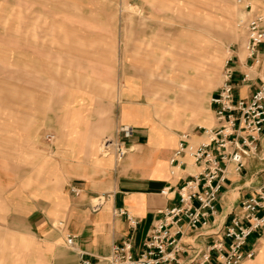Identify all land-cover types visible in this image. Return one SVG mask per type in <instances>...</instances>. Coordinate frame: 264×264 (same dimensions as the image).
I'll use <instances>...</instances> for the list:
<instances>
[{
	"label": "rangeland",
	"instance_id": "374dc122",
	"mask_svg": "<svg viewBox=\"0 0 264 264\" xmlns=\"http://www.w3.org/2000/svg\"><path fill=\"white\" fill-rule=\"evenodd\" d=\"M242 16L237 0H0V226L6 203L51 189L60 157L118 169L134 137L119 160L100 145L125 104L143 141L207 124Z\"/></svg>",
	"mask_w": 264,
	"mask_h": 264
},
{
	"label": "crops",
	"instance_id": "0c3cea01",
	"mask_svg": "<svg viewBox=\"0 0 264 264\" xmlns=\"http://www.w3.org/2000/svg\"><path fill=\"white\" fill-rule=\"evenodd\" d=\"M263 1L252 0L253 12L263 10ZM244 42L245 36L229 52L235 92L240 97L250 96L264 80V42L258 47L261 58L258 64L251 63ZM245 72L249 80L242 81ZM210 97L211 117L207 124L183 131L177 138L170 130L162 140L163 132L152 127L146 143L143 141L145 133L138 129L143 123L138 108L123 105L116 125L132 128L134 139L131 142L136 150L118 169L109 168V159L95 156L86 163L60 157L55 163L56 179L51 189L39 191L34 198L23 195L16 202L6 203V226H0V264H107L104 258L112 245L125 238L132 241L135 250L140 249L161 210L178 201L176 189L197 171L185 150L178 155L179 164L171 163L170 158L182 139L197 145L204 139L199 127L213 126ZM183 134L187 136L183 138ZM263 182L264 132L259 135L256 150L244 157L239 170L227 163L215 211L207 217L206 223L197 229L182 225L184 246L178 253L179 263L192 264L199 251L212 244L221 242L225 249L228 239L223 236V229L234 214L240 213L241 201L254 194ZM97 196L102 200L94 208L93 200ZM118 208L126 210L137 221L134 228L124 215L115 214ZM58 221L62 222L61 227ZM67 235L73 236L71 244L66 243ZM249 249L253 250V255L238 264H264V230L248 236L242 250ZM216 254L217 250L213 249V261Z\"/></svg>",
	"mask_w": 264,
	"mask_h": 264
},
{
	"label": "built area",
	"instance_id": "2783aa9c",
	"mask_svg": "<svg viewBox=\"0 0 264 264\" xmlns=\"http://www.w3.org/2000/svg\"><path fill=\"white\" fill-rule=\"evenodd\" d=\"M237 2L243 15L239 24L245 30L244 48L251 63L258 64L261 59L258 47L264 42V1L260 13L253 12L252 0ZM233 73L232 58L228 56L222 66L220 83L210 97L213 126L199 127L204 139L197 145L182 139L170 158L171 163L179 164L178 155L185 150L197 166V171L176 189L178 201L161 210L140 249L135 250L129 238L113 244L104 258L107 264H180L178 253L184 246L182 225L197 229L206 223L207 217L215 211L227 163H232L234 169L239 170L244 157L256 150L259 135L264 132V80L250 96L240 97L235 92ZM241 80H249L248 72L242 74ZM132 132L130 126L120 125L114 138H104L101 142V154L111 153L116 160L121 159L128 152L123 139L131 137ZM186 136L182 135L183 138ZM45 138L51 140L53 135L48 133ZM96 199L94 208L102 197L97 196ZM114 212L124 215L131 227L136 226L137 221L126 210L118 208ZM57 225L61 227L62 222L58 221ZM261 230H264V182L254 194L241 201L240 213L234 214L230 224L223 229L222 234L228 239L226 248L221 247V242L212 244L200 250L190 263L238 264L253 255L251 249L242 250L248 236ZM72 241L73 236L67 235L66 243L71 244ZM213 249L217 250L214 261L211 256Z\"/></svg>",
	"mask_w": 264,
	"mask_h": 264
}]
</instances>
